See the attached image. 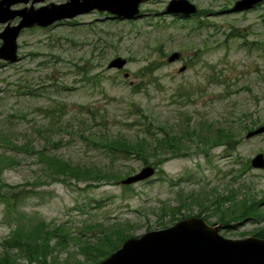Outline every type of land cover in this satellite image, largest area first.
<instances>
[{
    "label": "rangeland",
    "instance_id": "374dc122",
    "mask_svg": "<svg viewBox=\"0 0 264 264\" xmlns=\"http://www.w3.org/2000/svg\"><path fill=\"white\" fill-rule=\"evenodd\" d=\"M171 1H144L140 16L129 21L93 11L47 27H27L16 40L18 60L0 58V156L11 161L0 171V184L6 185L2 191L29 192L18 203L19 212L33 221L63 225L74 237L96 220L128 222V233L139 237L198 214L202 218L212 211L206 202L208 210L201 212L203 195L209 200L214 193L230 196L232 189L238 201L262 200L264 213V168L251 167L256 155H264V133L246 137L264 125V2L243 10L234 8L241 0H188L199 13L180 18L165 13ZM63 2L19 1L10 9ZM19 20L0 23V33ZM174 52L182 62H167ZM117 57L126 60L124 67L108 68ZM140 112L152 133L161 136L163 127L169 135L184 131L183 139L188 137L179 156L149 165L155 170L151 178L128 187L84 188L86 183L51 182L42 174L44 165L35 153L44 149L72 165L113 168L122 179L136 175L142 162L129 158L110 164L97 143L102 137L142 136ZM199 127L210 136L215 128L231 130L238 142L233 148L199 144L198 137L187 134ZM210 136L209 142L215 138ZM180 203L184 207L172 219L169 209ZM163 211L167 214L160 217ZM216 218L202 219L212 226ZM15 225L0 203V240ZM262 228L264 216L232 223L219 234L243 239ZM66 246L59 262L77 250L73 242Z\"/></svg>",
    "mask_w": 264,
    "mask_h": 264
},
{
    "label": "trees",
    "instance_id": "16d2710c",
    "mask_svg": "<svg viewBox=\"0 0 264 264\" xmlns=\"http://www.w3.org/2000/svg\"><path fill=\"white\" fill-rule=\"evenodd\" d=\"M145 69H149V67H145ZM139 115L145 122L146 116L142 112ZM143 126L145 128L142 136L134 137L131 140L117 137L101 138L102 140L97 144L99 149L104 151V155H107L110 159V164H115L118 160L123 161L135 158L142 162L143 165L156 167L169 158L166 157L167 155H170V157L179 156L182 152L181 149L186 145L183 141L188 137L183 139L184 131H181L180 135H169L163 127H159L160 136L150 131V123L146 124L145 122ZM210 126L207 124L206 128ZM187 134L188 136L198 137L199 144L206 145L210 143V148L219 145L233 148L238 142L234 133L231 130L223 129V127L215 128L212 136L203 133L201 127L198 128L197 133L188 131ZM209 136L210 138L213 136L215 138L210 139L209 142L208 138H206ZM84 140L94 143L88 137H84ZM4 143L12 146L11 140L8 138H5ZM24 146H28V144ZM35 154L40 163L44 165L41 168L42 174L51 177V182L70 184L73 181L76 185L86 183L84 188H98L104 184H118L123 177L121 172L113 168L107 167V170H103L96 167L72 165L68 161L61 160L58 156L45 154L44 149ZM150 158L156 159L153 164L149 162ZM10 162L1 155L0 171L9 167ZM128 174L124 173V176ZM65 180H68V182ZM2 186L6 185L0 184V203L4 207L5 213L11 220L16 222V225L7 238L0 240V264H21L19 262L20 258L26 260L25 264H97L131 237L128 233L131 225L128 222L106 224L100 220L92 221L78 229V236L74 237L63 225H52L43 220L33 221L17 209L18 203L29 192L25 190L2 191ZM235 192V189L230 190V196H219L216 193L210 194V200L209 197L203 195L198 206L201 207V212H206L208 206H204V204L209 202L212 211L206 216L215 215L217 224H221L225 229H229L232 223L255 220L264 216V213L260 211L262 200H256L251 197L238 201L235 198ZM226 204H230V206H226ZM183 207L184 204L180 203L178 207L169 209L172 219ZM165 214L167 212L163 211L160 217ZM197 216L201 217L200 214ZM206 216L202 217L205 221H207ZM186 217L188 216L183 218ZM251 235L264 239V228L255 230ZM69 242H73L77 250L74 253H68V257L59 262V251L65 250Z\"/></svg>",
    "mask_w": 264,
    "mask_h": 264
},
{
    "label": "water",
    "instance_id": "95a60500",
    "mask_svg": "<svg viewBox=\"0 0 264 264\" xmlns=\"http://www.w3.org/2000/svg\"><path fill=\"white\" fill-rule=\"evenodd\" d=\"M28 0H0V23L19 16L21 20L15 26L8 23L0 39V58L6 62H16V39L20 31L27 27H47L56 21L71 19L91 11L108 12L118 18L131 19L138 13V7L144 0H65L62 4H49L34 9L11 10L13 3ZM264 0H241L235 9H249ZM43 0H32V4ZM196 7L188 0H173L166 7V13L190 16L196 13ZM179 58V53H172L167 62ZM121 58L113 59L108 68L121 69L125 65ZM185 68V67H183ZM182 68V69H183ZM181 69V71H182ZM264 133L261 126L247 133L250 138ZM251 167L264 168V156L256 155ZM154 174L151 167L143 168L136 175L121 181L122 185H131L145 180ZM221 225H208L199 217L182 220L171 227L149 231L139 237L124 241L120 248L98 264H264V239L246 237L227 239L219 234Z\"/></svg>",
    "mask_w": 264,
    "mask_h": 264
},
{
    "label": "flooded vegetation",
    "instance_id": "af4514ba",
    "mask_svg": "<svg viewBox=\"0 0 264 264\" xmlns=\"http://www.w3.org/2000/svg\"><path fill=\"white\" fill-rule=\"evenodd\" d=\"M180 60L183 61V57H181Z\"/></svg>",
    "mask_w": 264,
    "mask_h": 264
}]
</instances>
